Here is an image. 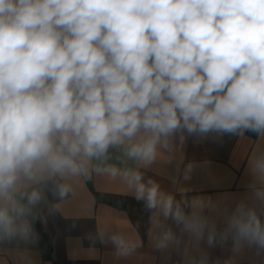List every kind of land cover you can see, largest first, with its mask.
Returning a JSON list of instances; mask_svg holds the SVG:
<instances>
[{"label": "clouds", "instance_id": "9594fccd", "mask_svg": "<svg viewBox=\"0 0 264 264\" xmlns=\"http://www.w3.org/2000/svg\"><path fill=\"white\" fill-rule=\"evenodd\" d=\"M246 132L264 138V0H0V240L32 236L44 189L64 200L75 180L104 177L143 203L158 250L208 264L200 243L231 240L223 264H237L264 252V147L250 201L222 227L145 172L189 138ZM100 238L118 257L139 246L123 231Z\"/></svg>", "mask_w": 264, "mask_h": 264}, {"label": "crops", "instance_id": "0c3cea01", "mask_svg": "<svg viewBox=\"0 0 264 264\" xmlns=\"http://www.w3.org/2000/svg\"><path fill=\"white\" fill-rule=\"evenodd\" d=\"M258 147H264V138L252 132L203 140L192 137L158 158L145 178H154L162 190L174 194L185 212L193 210V203L203 205V214L222 227L225 209L230 211L242 199L250 201L253 177L248 164ZM117 155L113 150L110 162L125 166ZM149 217L143 203L118 180H75L73 191L64 200L46 188L33 209L32 236L0 240V264H186L182 250L155 247L161 229ZM164 223L187 241V234H181L172 220ZM120 231L139 241L127 257L116 256L110 243L101 242V233ZM231 245L229 240L223 246L209 247L202 241L199 247L207 253L208 264H223L232 255ZM237 264H264V252L245 248Z\"/></svg>", "mask_w": 264, "mask_h": 264}]
</instances>
